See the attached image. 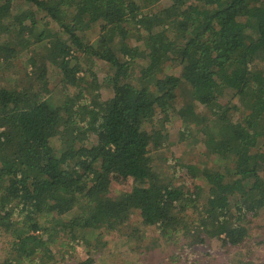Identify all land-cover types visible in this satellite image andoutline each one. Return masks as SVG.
Returning <instances> with one entry per match:
<instances>
[{
	"label": "trees",
	"instance_id": "16d2710c",
	"mask_svg": "<svg viewBox=\"0 0 264 264\" xmlns=\"http://www.w3.org/2000/svg\"><path fill=\"white\" fill-rule=\"evenodd\" d=\"M19 58L0 84V264H96L106 235L132 246L133 215L185 250L252 239L264 0H0V70Z\"/></svg>",
	"mask_w": 264,
	"mask_h": 264
},
{
	"label": "rangeland",
	"instance_id": "374dc122",
	"mask_svg": "<svg viewBox=\"0 0 264 264\" xmlns=\"http://www.w3.org/2000/svg\"><path fill=\"white\" fill-rule=\"evenodd\" d=\"M167 3L169 0H163ZM14 65L17 67L22 65V58L16 59L9 69L0 70V84H15L22 78ZM56 78V75H53ZM54 81V79L52 80ZM171 136V142H177V128ZM56 147L59 142L53 143ZM178 148L185 153L186 159L200 158L197 145L191 147L182 144L177 145ZM167 151L168 157L170 154ZM156 162L166 169L167 164L164 159H161L159 154H156ZM163 161H159V160ZM115 191H111L113 195ZM131 229L136 228L135 235H130L132 246H129L119 237L107 236L104 240H108V245L102 248L101 253L96 257V264H245L247 260H252L257 263L264 262V214L262 218H257L250 229L253 235L242 248H233L229 253L221 249L217 240L207 239L206 243L195 245L192 250H185L181 242L188 243L187 238L181 239L179 243L163 238V236L155 231L153 227L145 226L140 222L138 215L131 217ZM130 229V230H131ZM126 230V229H125ZM9 239L5 232L0 230V259L7 255L9 248ZM82 256V253H78Z\"/></svg>",
	"mask_w": 264,
	"mask_h": 264
}]
</instances>
